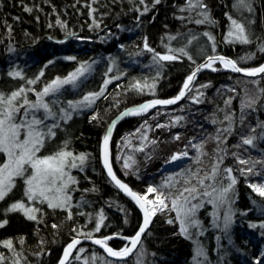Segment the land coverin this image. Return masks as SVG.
<instances>
[{"label": "trees", "instance_id": "1", "mask_svg": "<svg viewBox=\"0 0 264 264\" xmlns=\"http://www.w3.org/2000/svg\"><path fill=\"white\" fill-rule=\"evenodd\" d=\"M145 3L151 7L152 0H145ZM204 3L208 5L215 23H194L195 19L201 18L197 11H180L186 8L187 0H161L144 15L137 11L138 8L142 11L144 7L139 0H0V63L5 65L2 59L12 48L24 54V60L21 63L18 61L22 64L20 70L24 79L5 76L4 71L0 70V91L9 93L19 87L42 90L56 77H67L87 61L96 62L95 68L73 95L74 98L85 92L94 93L103 89V95L90 110L74 114L56 129L57 135L47 151H54L64 140H69V147L74 153L88 155L83 171L74 172L79 184L78 190L73 193V219L68 220L66 212L62 210L52 211L41 206L45 214L43 222L37 224L18 213L1 215L6 200L1 202L0 220L6 218L9 223L0 228V242L11 239L15 249L12 251L0 244V254L6 257L4 264H12L14 260H19V264H56L63 249L74 237H85L78 235V232L91 233L94 238L112 236L114 238L108 244L114 250L126 244L125 240L115 237H132L136 233L141 223L140 212L113 186L100 167V143L111 121L123 110L146 100L175 96L185 78L209 55H224L237 61L238 66L243 68L258 67L264 62V52L260 51L264 45V0H251V12L235 6L237 0H204ZM25 8L31 11H25ZM228 16L245 24L251 43L221 45V35L230 21ZM204 32L215 38V51L212 50L213 41L208 40ZM145 39L156 53L183 47L195 63L181 54H178L176 61L150 62L151 55L144 49ZM76 47L79 50L75 52ZM200 48L202 52L199 53ZM109 65L111 70L107 73ZM214 67L219 68V65ZM219 69L202 73L191 93L177 105L157 108L143 116L122 121L112 140L111 163L122 182L134 191L144 193L149 185L158 186L171 175L175 176L174 182H180L177 187H182L185 177L178 173L191 169L199 170L203 176L211 173L213 165L219 157H223L220 169L232 168V175L237 179L232 203L234 226L229 235L234 249L242 252L241 256L235 252L223 264H256L264 232L254 240L255 233L247 231V225L255 223L259 226L264 222V198L254 193L248 185L264 183V140H256L254 146L237 148L236 145L240 143L241 132L249 135L261 131L256 128V133H251L250 128L264 122V94L260 95L255 111L248 109L243 113V125L240 124L241 98L245 95V88L252 90L253 94L264 88V78L248 79ZM41 71L44 75L37 83L28 85L27 80L35 79ZM107 78L111 79V83L105 87ZM253 80L259 81V84L250 83ZM136 82H146L148 87L137 91L132 88ZM152 84H155L154 88ZM205 84L209 87H200ZM199 93H203V96H199ZM31 94L28 93V96L31 97ZM193 96H199L202 102L193 103ZM229 99L231 103L227 104ZM93 115L97 116L96 120L91 119ZM228 116L231 120L226 119ZM180 117L183 119H178ZM229 127L231 134L224 131ZM176 135L180 136V140L174 139ZM217 135H221L219 141L210 138ZM145 136L147 139H144ZM190 140L192 144L204 142L203 149L193 148L189 145ZM141 146L144 151H136ZM183 151L188 152V161L174 170H164L166 161L174 153ZM129 156L136 163L126 170L123 162ZM197 157L199 164L194 162ZM237 157L259 161L253 173L242 174L241 169L246 170L252 165L240 164ZM183 168V171L173 173ZM227 182L225 176L224 183ZM93 188L95 191H91ZM85 189L89 191L85 192ZM19 190L17 186L7 200L18 197ZM101 211L105 220L97 233L95 223ZM210 211L211 206L205 205L197 212L196 218L206 228L202 237L205 253L215 261L218 232L207 226ZM80 212L84 215H80ZM172 216L174 212L158 214L153 218L137 249L143 252L144 264L189 263L192 243L178 234V224L166 223ZM52 224L59 225V228L53 229ZM256 231L260 233L259 228ZM21 237L24 238L23 244L19 243ZM80 248L86 250L85 258L101 253L89 244H83ZM134 255L125 262L108 260L111 264H133Z\"/></svg>", "mask_w": 264, "mask_h": 264}, {"label": "snow or ice", "instance_id": "2", "mask_svg": "<svg viewBox=\"0 0 264 264\" xmlns=\"http://www.w3.org/2000/svg\"><path fill=\"white\" fill-rule=\"evenodd\" d=\"M141 5H144L143 10L137 9L140 15H144L151 10V7L161 3V0H152L151 7L145 3V0H139ZM241 9H247V11H253L251 7V0H237L236 5ZM197 11V15L200 19H195L193 22L196 24L204 23H215L211 19L210 12L208 10V5L204 3V0H187L186 8H181L180 11ZM25 11L30 12V8H25ZM231 21V29L227 33L229 43H240L249 44L251 43L250 33L245 27L244 23L238 22L231 16H228ZM57 23H61L57 21ZM51 26V25H50ZM64 26V25H61ZM71 35V33H69ZM208 40L213 41L212 50L215 51L214 37L208 32L203 33ZM170 39H175L171 37ZM195 37H193V40ZM189 44L192 43L191 40L188 41ZM144 49L148 52L154 53L153 61L159 63L160 61H176L179 57L174 54L178 51L181 55L186 56L189 60H193V57L185 50V48H180L178 50L169 49L170 54H160L156 53L153 48H151L147 39L144 42ZM261 52H264V45L260 48ZM250 58L246 57L245 59ZM68 59H75L74 57H68ZM219 62L224 69H228L234 73H243L247 77H257L262 76L264 78V64L253 67V68H243L238 66L237 61L233 59L226 58L224 56H207L206 60L196 65L195 69L188 75L183 83V86L179 93L171 99H154L147 103L140 105L137 108H132L121 114V119L124 116L129 115H140L146 113L149 109L155 108L157 105H174L178 101L184 99L192 91L193 82L197 77V74L204 69H210L213 72L219 71L220 69L214 67V65ZM88 69L85 65H81L75 72L70 73L65 78L56 77L50 83H47L42 90H36L33 88L19 87L16 90H12L9 93L0 91V154H3L4 159L0 162V202L6 200L7 197L13 192L17 187V181L23 182V198L21 200L15 201L8 205V207L2 210L3 215L7 216L9 213H20L26 220L40 224L43 222L44 208L41 206H46L47 209L52 211L62 210L66 212V218L68 220L73 219V193L78 190L79 181L72 174L73 169H78L83 171L84 166L88 160V155L84 153H74L69 147L70 141L64 140L60 146H58L54 151L47 152V145L50 141L54 140L57 133L56 129L60 128V120H70L71 113L64 107L56 108L58 100L46 101V97L50 95H55L60 92V90L65 85H75L77 80L85 74ZM9 76L13 78L24 79L20 71H12L8 73ZM44 75L41 71L39 76L35 79L27 80L28 85H34L37 81ZM119 79V77H116ZM111 83V80H105V87ZM252 84H259V81H250ZM148 84L145 82L141 84L136 82L132 85V88L137 91H143ZM152 88L155 84L151 85ZM202 88H207L209 85H200ZM229 91H235V89H229ZM28 93H34L36 99H29ZM244 97L241 98V119L240 124H244L245 113L248 109L253 111L256 110V104L260 100V95L264 94V88H260L258 93L253 94L252 90L247 88L244 89ZM103 95V89L100 92L89 93L83 97L82 101L73 102L68 101V109L75 110L81 105L90 106L95 102L100 96ZM199 96H203V93H199ZM199 96H193V103L202 102ZM227 104L231 103V99L226 101ZM59 113V115H58ZM92 120H96L97 116L93 115ZM178 119H183L180 117ZM226 119L231 120L228 116ZM51 121V123H49ZM215 123V121H213ZM116 122L108 128L107 133L104 135L102 140V162L103 167L107 171V176L110 178L111 182L121 190L124 194L131 198L132 201L139 207L143 213V223L139 227L138 231L132 237H122L128 241L125 246L119 250H114L109 246L108 241L113 239L112 236H106L104 238L93 239L91 233L78 232V235H84L85 238L92 240L96 245L103 248L104 252L107 253L109 257L117 258L120 261L126 260L127 257L132 255L138 246L142 244V236L146 233L153 218L158 214L164 213H175L174 216L166 220L169 225L178 224V234L184 236L186 239L192 240L196 244L195 255L193 257L194 264H204V261L199 259L204 257L207 259L206 253L203 247L200 245L198 240L193 239L194 234L190 229H199L195 235H203L202 224L199 219H197V212L205 207V204L213 205L215 209L216 220H220V209H224L223 213V225L226 230L231 222L234 212L232 210V203H234V190L237 184V179L232 175V168L220 169L219 165L223 162V157H219L217 163L212 167L211 173H205L203 176L200 175L199 170L192 171L191 169L186 170V173H178L177 175L184 176L183 186L177 187L179 181H175L173 176L166 178L158 186L149 185L144 193H138L134 191L127 183L122 182L120 178L113 171L112 163L110 161L109 153V142L112 137V131L115 127ZM157 127H165V125H157ZM256 128H260L261 131L258 134L245 135L243 132L240 134V143L236 145L237 148L243 145L254 146L256 140H264V122L259 123L256 127L250 128L251 133H256ZM225 132L231 134L232 129L229 127L224 129ZM219 132V130H218ZM219 141L221 135L216 137H210ZM144 139H147L145 136ZM175 140H180V136L176 135ZM194 139V138H193ZM206 142V141H205ZM153 144L156 141H152ZM189 145L197 150H202L204 142L200 144H192L191 140ZM187 147V145H186ZM136 151H144V147L141 146L136 149ZM221 151H226L221 149ZM235 155V154H233ZM188 157V152L183 151L178 154H173L166 163H171L173 161L180 160L182 158ZM240 164H250L246 170L241 169V173H253L255 164L259 161H249L237 157ZM195 163L199 164L200 160L197 157L194 160ZM135 160L131 156L123 162L124 169H130ZM225 176L227 178V183H224ZM193 180L196 182L193 183ZM205 181H212L213 183L206 184ZM251 190L256 193L261 198H264V183L255 184L250 183L248 185ZM85 192L89 189H85ZM95 191V188L91 189ZM193 201H196L193 203ZM39 205V206H38ZM84 215L83 212L79 213ZM104 214L101 211L99 213L98 220L95 223V232H100L101 227L104 225ZM127 222V221H125ZM9 223L8 219L0 220V228H4ZM219 227V224L216 225ZM251 227L255 228L257 225L252 224ZM259 227L264 229V222L259 224ZM53 229L59 228V225L52 224ZM73 231H77L73 229ZM20 244L24 243V238L21 237L19 240ZM41 243H43L41 241ZM3 247L15 251L14 244L11 239L4 240L0 242ZM81 244V240L78 238H73L70 243L64 249L63 256L59 260V264H70V259L80 260L79 255L73 257V252H83V249L77 248V245ZM6 257L0 254V264H4ZM96 257H93L95 260ZM12 264H19V260H14ZM84 264H88L85 260ZM137 264H143V261L138 256ZM256 264H264V261L257 260Z\"/></svg>", "mask_w": 264, "mask_h": 264}, {"label": "rangeland", "instance_id": "3", "mask_svg": "<svg viewBox=\"0 0 264 264\" xmlns=\"http://www.w3.org/2000/svg\"><path fill=\"white\" fill-rule=\"evenodd\" d=\"M186 3V2H185ZM229 25H228V28L225 30L224 34L221 35V45H232L233 44H238V43H229L228 42V38L227 37V33L228 31L231 29V21L228 22ZM169 49L168 48L166 50V52H163V53H160V54H170L169 53ZM172 50H176V49H173L171 48ZM79 49L76 47L74 49V51H78ZM202 52V49L200 48L199 49V53ZM149 54L151 55V59L149 60L150 62L153 60V55L154 53L152 52H149ZM174 54H176L178 56V54H180L178 51H175ZM23 53L22 52H17V50L15 48H12L10 49L9 53L5 55V58L2 59L4 62H5V65L0 63V70H3L4 73H5V76L8 75L9 72H12V71H20L21 72V66L22 64H20L23 60H24V57H23ZM68 58V57H66ZM66 60V59H64ZM18 61H20V63H18ZM163 62H170V61H163ZM96 63V62H95ZM94 62L91 63L89 61L87 62H83L82 64L85 65V67L88 69V71L85 72V74L83 76H81L75 85H65L59 93L55 94V95H50L49 97H46V101H51V100H58V103L56 105V108L58 109L59 107H64L65 109H67L70 113H71V117L74 116V114H80V113H83V112H86L88 110H90L94 103H92L90 106H84V105H81L80 107H78L77 109L75 110H72V109H68V104L67 102L68 101H73V102H79V101H82L83 100V97L89 93H93V92H85V93H82L80 97H77V98H74V94L77 93V91L79 90L80 86L82 85V83H84L88 78L89 76L91 75V73L93 72L92 70H94L95 64ZM81 64V65H82ZM80 65V66H81ZM216 65V64H215ZM219 65V68L223 69V66L220 65V64H217ZM128 67V66H127ZM111 70V65H109L108 67V70H107V73ZM13 78V77H12ZM110 78H107L105 80H109ZM186 79V78H185ZM111 80V79H110ZM198 80V79H197ZM185 81V80H184ZM183 81V83H184ZM197 82V81H196ZM195 82V84H196ZM182 83V85H183ZM194 84V86H195ZM193 86V87H194ZM182 87V86H181ZM180 87V88H181ZM192 87V88H193ZM179 92V91H178ZM98 93V92H97ZM76 96V95H75ZM188 96V95H187ZM186 96V97H187ZM185 97V98H186ZM184 98V99H185ZM29 99H32V100H35L36 97H35V94L32 93L31 94V97H29ZM183 101V100H182ZM181 101V102H182ZM59 115V113H58ZM68 121V120H67ZM65 122L64 120H60L59 123L60 125H62V123ZM49 123H51V121H49ZM115 134V133H114ZM114 137V136H113ZM113 140V139H112ZM53 141V140H52ZM50 144H51V141L49 142V144L47 145V151H49L51 148H50ZM112 144V143H111ZM44 154H48L47 152H45ZM178 154V153H176ZM110 155H111V149H110ZM189 154H188V157H185V158H182L180 160H177V161H173L171 163H167L165 165V168L164 170H174L176 169L177 167L183 165L186 161H188L189 159ZM4 159V156L3 154H0V162H2ZM183 169L181 170H176V171H173V173H178V172H181L183 171ZM76 171H79L78 169H73L72 170V174L74 175V172ZM172 176V175H171ZM169 177V176H167ZM166 177V178H167ZM175 178V176H173ZM165 178V180H166ZM17 186H19L20 190H19V195L18 197H14L12 200L9 199V201L7 200L6 198V203L4 204V208L8 207V205H10L11 203L15 202V201H18V200H21L23 198V182L18 180L17 181ZM9 198H10V195H9ZM134 202V201H133ZM1 203V202H0ZM135 205V207L138 209L139 207L135 204V202L133 203ZM205 205H208L207 203ZM211 206V211H210V223L207 225L209 229H211L212 231H215V232H218V235H216L217 237V241H216V250H214V254H215V264H223L224 261H226L231 255H235L234 253L236 252V254H238L239 256H241L242 252H239L238 250H235L234 249V245H232L231 243V235H229V232L230 230L233 228L234 226V215L232 216V222L230 224V226L225 230L224 229V225H223V213H224V209H220V217L221 219L220 220H216V216H215V209L213 207V205L209 204ZM39 206V205H38ZM232 207V205H231ZM233 210V209H232ZM139 211V210H138ZM234 212V210H233ZM9 214H13V213H9ZM20 214V213H18ZM21 215V214H20ZM175 215V213H174ZM22 216V215H21ZM201 224H203L201 222ZM219 224V227H217L216 225ZM255 224V223H253ZM250 225L252 224H249L247 225V231L251 230L252 232L254 231L255 233V238L254 240H256V238H258V235L261 234V232H264L262 228H260L258 225L257 227L253 228L251 227ZM256 225V224H255ZM151 226V225H150ZM260 229V233H258L256 231V229ZM202 229H203V235H205V229L204 228V225H202ZM190 231L194 234L193 236V239L195 240H198L200 242V245L203 247V250L205 252V248L203 246V240H202V237L203 235H195V233H197L199 231V229H190ZM147 233V232H146ZM145 233V234H146ZM258 233V234H257ZM254 236V235H253ZM116 239H120V240H125L126 241V244L128 243V241L126 239H123L122 237H115ZM130 238V237H129ZM189 240V239H188ZM253 240V241H254ZM191 243H192V247H193V257L195 255V249H196V244L193 243L192 240H190ZM259 242H261L260 240H258ZM255 242V241H254ZM258 242V243H259ZM82 246V245H81ZM80 246V247H81ZM80 247L78 249H80ZM94 247V246H93ZM96 248V247H95ZM65 249V248H64ZM64 249H63V252H64ZM83 249V252H78V251H75L73 257L79 255L81 257L80 260H76V259H70V264H84L85 260L88 261V264H111V261L108 260V257H106L98 248L99 254H93L92 256H87L86 258L84 257V254L86 253V250L84 248ZM138 249V247H137ZM137 249L135 250V255L134 253L132 255H134L135 257L133 258L132 260V263L133 264H137V258L138 256L140 257V259L143 261V264L145 263L144 261V257H143V252L140 250V251H137ZM63 254V253H62ZM132 255H130V257H132ZM238 255H236L235 257H237ZM93 257H96L95 260H93ZM130 257L128 259H130ZM193 257H192V264H194V261H193ZM206 257H209L208 255H206ZM83 258V259H82ZM107 258V259H106ZM126 259V260H128ZM199 259H204V257H200ZM261 260V261H264V241L262 242L259 250H258V256H257V259L255 260V262L257 260ZM126 260L122 261V262H125ZM113 261V260H112ZM119 262V261H117Z\"/></svg>", "mask_w": 264, "mask_h": 264}, {"label": "water", "instance_id": "4", "mask_svg": "<svg viewBox=\"0 0 264 264\" xmlns=\"http://www.w3.org/2000/svg\"><path fill=\"white\" fill-rule=\"evenodd\" d=\"M225 57V56H224ZM226 58H228V57H226ZM230 59V58H229ZM204 62V61H203ZM203 62H201V63H203ZM200 63V64H201ZM216 64H219V62H217ZM262 64H264V62L262 63ZM261 64V65H262ZM195 69V68H194ZM205 70V69H204ZM204 70H202L201 72H199L198 74H197V77H196V79L194 80V82H193V86H194V84H195V82L197 81V79H198V77H199V75L204 71ZM234 73V72H233ZM235 74H237V75H240V76H243L244 78H248V79H257V78H260V77H262V76H257V77H247V76H245L243 73H235ZM183 86V85H182ZM182 88V87H181ZM181 88H180V90H181ZM179 90V91H180ZM179 93V92H178ZM177 93V94H178ZM176 94V95H177ZM175 95V96H176ZM174 96V97H175ZM174 97H171V98H174ZM171 98H168V99H171ZM152 100H154V99H149V100H147V101H144L143 103H141V104H139V105H135V106H132V107H129V108H127L125 111H127V110H129V109H132V108H137V107H139L140 105H142V104H144V103H147V102H149V101H152ZM162 100H165V99H162ZM182 100H184V99H182ZM182 100H180V101H178L176 104H174V105H157L155 108H151V109H149L146 113H142V114H140V115H129V116H124L122 119L120 118L121 117V114L122 113H124L125 111H123V112H121L117 117H115L112 121H111V123L109 124V126H108V128L113 124V121H115L116 122V124H115V127L113 128V131H112V137H111V139H110V142H109V153H110V149H111V143H112V139H113V136H114V133H115V131H116V129H117V127H118V125L122 122V121H124V120H126V119H128V118H132V117H139V116H143V115H145V114H147V113H149V112H151L152 110H154V109H157V108H170V107H173V106H175V105H177L178 103H180ZM108 130V129H107ZM107 133V132H106ZM102 141H101V143H100V155H99V159H100V167H101V169H102V171H103V173L105 174V176L108 178V180L111 182V180H110V178L107 176V171H106V169L103 167V162H102ZM174 154H176V153H174ZM111 156V155H110ZM110 161H111V158H110ZM112 183V182H111ZM113 184V186L124 196V197H126L127 199H129L132 203H134L132 200H131V198L130 197H128L126 194H124L121 190H119L115 185H114V183H112ZM138 210H139V212H140V214H141V223H140V225H139V227L142 225V223H143V213L141 212V210L138 208ZM151 225V224H150ZM139 227H138V229H139ZM150 227V226H149ZM138 229H137V231H138ZM149 229V228H148ZM148 229L146 230V232L148 231ZM136 231V232H137ZM135 235V234H134ZM133 235V236H134ZM145 235V234H144ZM143 235V236H144ZM143 236H142V238H143ZM114 238V237H113ZM78 239H80L81 240V244L80 245H77V248H79L81 245H83V244H89V245H92V246H94V247H96V248H98L106 257H108V259H110V260H113V261H120V260H118L117 258H114V257H109L108 255H107V253L106 252H104V250H103V248H101L99 245H96V244H94L93 242H92V240H90V239H87V238H85V237H81V238H78ZM93 239H98V238H94L93 237ZM74 253H75V250H74V252H73V255H74ZM62 256H63V254H62ZM62 256H61V258H62ZM130 257V256H129ZM129 257H127L126 259H128ZM59 264V263H58Z\"/></svg>", "mask_w": 264, "mask_h": 264}, {"label": "bare ground", "instance_id": "5", "mask_svg": "<svg viewBox=\"0 0 264 264\" xmlns=\"http://www.w3.org/2000/svg\"><path fill=\"white\" fill-rule=\"evenodd\" d=\"M214 56H216V55H214ZM219 56H224V55H219ZM226 57V56H225ZM206 60V59H205ZM204 60V61H205ZM203 62V61H202ZM224 69V68H223ZM225 71H230V70H228V69H224ZM204 72H212L210 69H205L202 73H204ZM201 73V74H202ZM191 74V73H190ZM200 74V75H201ZM235 74V73H234ZM200 75H199V77H200ZM235 75H237V74H235ZM238 76H240V75H238ZM198 77V78H199ZM243 77V76H242ZM174 97V96H173ZM147 101V100H146ZM143 103V102H142ZM141 104V103H140ZM139 105V104H138ZM132 107V106H131ZM126 110V109H125ZM125 110H123V111H125ZM122 111V112H123ZM103 140V139H102ZM110 158H111V156H110ZM99 162H100V159H99ZM4 209V208H3ZM1 215H3V212L1 211ZM63 253V252H62ZM62 256V255H61ZM192 257H193V250H192V255H191V257H190V260H189V263L188 264H192ZM61 259V257L59 258V260ZM59 260L56 262V264H58L59 263ZM202 261H204V264H215V261H213V260H211L209 257H207V259L206 260H204V259H201Z\"/></svg>", "mask_w": 264, "mask_h": 264}]
</instances>
